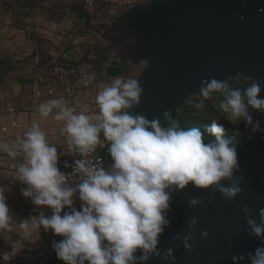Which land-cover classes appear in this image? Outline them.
<instances>
[{
  "label": "clouds",
  "instance_id": "9594fccd",
  "mask_svg": "<svg viewBox=\"0 0 264 264\" xmlns=\"http://www.w3.org/2000/svg\"><path fill=\"white\" fill-rule=\"evenodd\" d=\"M241 76L238 73L223 81L204 79L200 89L203 99L194 107L203 110L204 100L221 97L218 108L226 114L224 118L233 124L242 121L253 133L264 131L252 115L253 111L264 113V83L252 80L241 89ZM94 79V73H86L83 83L87 85ZM143 94L137 79L117 76L96 95L98 113H77L57 99L39 105L41 117L65 122L61 131L67 136L68 151L81 157L72 165L65 162L66 168H72L71 173L60 170L57 147L49 143L47 133L36 122L11 144L0 143V151L10 158L24 157L15 172V178L27 185L21 189L22 195L36 206L51 209V215L41 211L16 223L4 187H0V237L14 233L20 237L16 244H23L31 242L41 228L51 230L62 237L53 241V248L65 264H148L153 256L165 264L172 259L174 264L173 251L168 249L162 254L159 249V237L170 224L166 213L172 192L194 185L212 188L234 200L242 191L243 177L237 178V147L226 136L222 123L211 121L206 127V141L204 132L197 127H183L170 111L164 112L167 126L159 118L149 120L132 114ZM101 133L110 144L108 152L113 161L107 169L90 158L98 145L105 146ZM77 197L81 201L79 210L75 207ZM200 204L199 199H190V207ZM243 211L251 229L248 234L264 241V208L259 209V223L246 206ZM197 223L192 218L188 234L175 236L176 240L183 239L189 252L193 251L189 242L194 240ZM201 236L207 239L209 234L203 231ZM22 249L10 245L9 250L0 253V264H11ZM233 260L264 264V246Z\"/></svg>",
  "mask_w": 264,
  "mask_h": 264
},
{
  "label": "water",
  "instance_id": "95a60500",
  "mask_svg": "<svg viewBox=\"0 0 264 264\" xmlns=\"http://www.w3.org/2000/svg\"><path fill=\"white\" fill-rule=\"evenodd\" d=\"M116 25L122 39L111 42L115 61L127 69L145 63L136 78L144 89L142 102L132 114L159 118L167 126L164 112L170 111L187 128L181 107L190 98L202 97L204 79L223 81L239 73L241 83H264V0H147L126 9ZM252 115L264 128V113L253 111ZM233 140L240 165L236 175L243 177L242 191L234 200L194 185L172 192L166 213L170 224L159 237V249L162 254L171 249L174 264H250L233 257H247L264 246V241L248 234L251 229L243 211L246 206L259 223V209L264 208V131L248 129ZM108 147L102 153L106 169L113 163ZM192 198L201 204L190 207ZM192 218L198 223L189 252L183 239L175 236L188 234ZM203 231L208 232L207 239L202 238ZM148 264L165 262L153 256Z\"/></svg>",
  "mask_w": 264,
  "mask_h": 264
},
{
  "label": "crops",
  "instance_id": "0c3cea01",
  "mask_svg": "<svg viewBox=\"0 0 264 264\" xmlns=\"http://www.w3.org/2000/svg\"><path fill=\"white\" fill-rule=\"evenodd\" d=\"M146 1L102 0L95 8L88 9L84 0H0V67L3 70L0 75V129L15 141L36 122L47 133L50 144L57 132H62L65 122L56 121L52 116L41 117L39 113L41 103L52 99L65 103L58 84L50 79L43 82L36 79V68L53 58L59 59L63 65L75 91L76 104L86 114L98 113L95 103L98 92L113 78H125L126 74L109 76L104 71L107 63L115 61L110 47L114 42L112 37L117 33V20L129 7ZM86 73L95 75L87 85L83 83ZM62 134L65 150L61 158L65 156L67 143ZM0 143L9 141L1 137ZM1 153V177L15 176L18 164L24 160L23 155L12 159L7 153ZM0 187L7 192L4 195L16 219L35 211V215L41 211L51 215V209L46 206L25 203L21 189L27 185L18 179V191H11L6 183ZM12 192H17V196H12ZM0 245L6 249L4 251L10 248L8 244ZM29 259L24 251L13 258L20 262Z\"/></svg>",
  "mask_w": 264,
  "mask_h": 264
},
{
  "label": "rangeland",
  "instance_id": "374dc122",
  "mask_svg": "<svg viewBox=\"0 0 264 264\" xmlns=\"http://www.w3.org/2000/svg\"><path fill=\"white\" fill-rule=\"evenodd\" d=\"M110 36V33H109ZM114 42H117L118 40L115 39V37H112ZM1 54V51H0ZM113 59H116V52L114 51ZM145 68V63H140L136 66H132L131 68L127 69L126 74H124L125 79L128 78H137L138 75L141 73V71ZM3 73L2 67H0V75ZM248 86V80L243 81L240 84L241 89ZM203 99V97H193L190 98L188 101H186L180 110L181 118L188 124L189 127H197L202 132L207 135L206 127L210 125L212 120H216L218 123H222L225 127V134L227 137L231 139H235L239 136H241L246 130L249 128H246L244 123L238 122V123H231L228 121L225 117V113H223L219 108V100L221 97H215L212 100H204L205 108L203 110H197L194 105L195 103L200 102ZM1 137L3 139H7L9 143L11 144L14 139L12 136L8 135L4 130L0 129V140ZM65 137V136H64ZM65 139L63 138L62 132H57L55 138L53 139L52 145H55L57 147L58 154H60V159L63 156V152L65 150ZM6 153V152H4ZM66 153V152H65ZM0 154L1 151H0ZM1 168V167H0ZM7 178L9 180H7ZM8 184L11 188V191H18L19 189L16 188L17 185V179L15 176L9 175L8 177L4 176L1 177L0 175V184L5 185ZM27 188V187H26ZM12 192V196H17V192ZM7 194V192L5 193ZM25 203L30 206L31 200L23 197ZM27 208V207H26ZM17 209V208H16ZM35 212H28L29 217L31 215H35ZM25 217V218H26ZM21 218L16 219V222L18 223ZM4 238V239H3ZM6 238V239H5ZM19 236L14 233H7L6 237H0V244H8V245H15V246H21L20 248H23L22 251L25 252V255H28L30 257L29 260H26L25 262H20L19 260L14 261L12 259L11 264H65L64 261L57 258L56 252L53 248V241H59L62 239V237L55 235L51 230L45 232L43 228H41L40 231H37L36 238H33L31 242H26L23 244H16V240H19ZM4 249L0 245V253L4 252Z\"/></svg>",
  "mask_w": 264,
  "mask_h": 264
},
{
  "label": "built area",
  "instance_id": "2783aa9c",
  "mask_svg": "<svg viewBox=\"0 0 264 264\" xmlns=\"http://www.w3.org/2000/svg\"><path fill=\"white\" fill-rule=\"evenodd\" d=\"M110 1L112 2L114 0H110ZM101 2H102V0H91V2H89V0H84L83 3H84L85 8L93 9L98 4H100ZM36 79L38 82H43L47 79H50L54 83L58 84L62 88L63 98L65 101V104L69 107L74 108L77 113L83 111L75 102V99H76L75 91H74L73 87L71 86V84L69 83V77L67 76V73H66L63 65L59 61V59L53 58L50 61L39 65L36 68ZM64 135H65L66 140H67V136L65 133H64ZM101 141H102V144L105 146L108 143L107 141L104 140L102 133H101ZM105 146L101 147V145H98L97 150L94 153L90 154V158L92 159L93 163H95L97 166H100L102 164V153H103ZM68 149H69V145H68V143H66L65 156L63 158L59 159L60 170L62 172H65V173H71L72 172L71 167L66 168L64 166L66 161L69 165H72V164H74L75 159L81 158L78 155L73 156L68 151ZM73 179H78V177H74ZM75 183L76 182H72V186H75ZM80 204H81V201L77 197L75 199V207H77L78 210L80 208ZM65 211H69V209L65 208Z\"/></svg>",
  "mask_w": 264,
  "mask_h": 264
},
{
  "label": "trees",
  "instance_id": "16d2710c",
  "mask_svg": "<svg viewBox=\"0 0 264 264\" xmlns=\"http://www.w3.org/2000/svg\"><path fill=\"white\" fill-rule=\"evenodd\" d=\"M104 71L109 76H115L118 74L126 73L127 68L122 66L121 64H118L115 61H111V62L106 64Z\"/></svg>",
  "mask_w": 264,
  "mask_h": 264
},
{
  "label": "flooded vegetation",
  "instance_id": "af4514ba",
  "mask_svg": "<svg viewBox=\"0 0 264 264\" xmlns=\"http://www.w3.org/2000/svg\"><path fill=\"white\" fill-rule=\"evenodd\" d=\"M115 39L116 40H118L117 42H120L121 41V39H122V36H121V34H119V33H116V35H115ZM122 49V51H124L123 50V48H121Z\"/></svg>",
  "mask_w": 264,
  "mask_h": 264
}]
</instances>
